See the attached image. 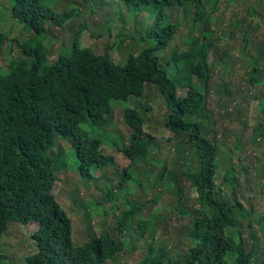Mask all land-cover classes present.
<instances>
[{"label": "trees", "instance_id": "obj_1", "mask_svg": "<svg viewBox=\"0 0 264 264\" xmlns=\"http://www.w3.org/2000/svg\"><path fill=\"white\" fill-rule=\"evenodd\" d=\"M43 1L14 0V18L42 34L48 31L49 23L61 26L74 16L73 11L56 12L45 7ZM123 1L135 13H140L143 7L159 4L161 9L147 32V36L156 40L155 48L132 53L121 64L109 57L108 50L106 54H99L83 46L77 36L73 52L61 53L48 66V46L30 38L22 46L27 58L13 61L7 69L0 68V264L7 258L1 251V244L11 222L38 225L32 235L37 250L26 256V264H107L108 260L125 251V241L109 231L82 245L74 242L73 220L54 194L61 169L57 146L61 140L69 139L74 142L79 173L86 183L105 180L107 168L114 169L119 184L115 187L107 179L113 189L106 193L103 187L105 201L115 202V194L110 192L116 193L127 187L135 170L150 180V163L157 161L164 167L156 178L155 188L161 181L177 197L180 214L192 215L191 226L186 232L192 245L186 244L182 256L171 253L166 244H151L140 264H253V251L247 250L237 219V214L244 216L245 209L239 202L231 203L222 198L221 190H217L218 148L211 129L212 111L206 105L208 90L201 91L189 82L182 83L177 75L169 78L152 53V50L167 46L180 27L178 23L165 22L162 7L186 6L187 9V5L193 4L194 20L206 24L209 15L204 1ZM245 14L251 17L256 13L252 7H247ZM204 36L205 41L198 35L192 36L187 50L175 52L173 58L187 62L190 73L208 78L212 33H204ZM243 41L246 46L251 44L248 39ZM6 42V35L0 28V56ZM257 47V54H251L254 69L249 81L261 86L264 77L259 80L255 73H260L259 62L264 61V39ZM146 84L155 85L165 102V126L174 134L168 140L175 139L179 148L177 155L190 148L189 164L182 174L168 170L166 161L155 153L160 141L146 130L147 119L137 107L124 110L123 120L129 131L126 135L116 129L117 133L124 134L125 141L114 155H105L103 142L91 137L83 128L85 124L99 123L110 127L115 118L114 100L143 96ZM179 88H186L185 93L181 94ZM259 132L264 134L263 126ZM120 155L127 160L124 166L119 162ZM98 172L101 173L99 176ZM179 176L186 177L195 187L199 207L187 211L182 205L184 189ZM229 180L235 186V178L231 176ZM120 199L113 209H117ZM155 201L157 197L141 207L129 202L133 206L131 209L124 203L123 219L113 231H125L132 217L142 214L146 206ZM101 204L104 203L101 201ZM151 216L154 217L153 225L149 221L141 222L135 227V233L146 236L154 230L157 215ZM259 264H264V259Z\"/></svg>", "mask_w": 264, "mask_h": 264}, {"label": "rangeland", "instance_id": "obj_2", "mask_svg": "<svg viewBox=\"0 0 264 264\" xmlns=\"http://www.w3.org/2000/svg\"><path fill=\"white\" fill-rule=\"evenodd\" d=\"M203 1L209 15L206 24L194 20L193 4L187 5V9L186 6L162 7L166 14L165 22L178 23L180 27L167 46L152 50V53L169 78L177 75L182 83L189 82L198 90L206 91L207 88L206 105L212 111L211 129L218 148L217 190H221L222 198L243 205L244 216L237 214V219L241 224L246 248L253 251V264H259L264 259V134L259 132L260 126L264 127V99L260 97L264 98V84H252L249 77L254 69L251 54H257V44L264 39V0ZM13 4L14 0H0V28L7 39L4 53L0 56V68L7 69L13 61L26 59L22 46L30 38L35 43L41 40L48 46V66L61 53L73 52L77 36L83 46L99 54H106L108 50L109 57L121 64L132 53L139 54L145 49L155 48L156 40L147 36V32L157 11L161 9L157 3L135 13L123 0H44L45 7L56 12L73 11L74 16L61 26L49 23L48 31L42 34L14 18ZM247 7L253 8L255 16L245 14ZM154 9L155 13L152 12ZM204 33H212L210 41L213 42L209 49L208 78L190 73L186 68L187 62L173 58L175 52L187 50L192 36L198 35L205 41ZM245 39L251 44L246 46ZM244 48L249 49V52ZM259 65L261 71L255 75L261 80L264 77V61L260 60ZM185 91L186 88H179L181 94ZM127 107L141 110L147 119L146 130L160 141L155 153L166 161L168 170L182 174L189 164L187 156L190 148L178 156L179 148L175 139L168 140L174 134L165 126L167 108L155 85L146 84L143 96L114 100L115 118L110 127L99 123L85 124L83 128L91 137L103 142L105 155H114L123 146V135L129 131L123 120ZM116 129L124 134L117 133ZM57 148L61 169L54 194L73 220V239L77 245L85 244L106 231L112 232L125 241L126 248L114 259L108 260L107 264H140L151 244H166L171 253L180 256L185 253L186 244L192 245L186 234L193 220L192 215L180 214L177 197L161 181L155 188L163 164L157 161L150 163V180L143 173L133 171V180L127 187L116 193L113 190L110 192L111 195L115 194V202L109 199L105 201V192L113 189L110 183L115 187L119 184L114 169L107 168L106 171L110 183L107 182L108 178L86 183L79 173L73 140H61ZM126 161L124 156H119L123 166ZM100 172L97 176L103 173ZM231 176L235 178V186L229 180ZM180 178L184 189L182 205L187 211L199 207L195 187L190 185L186 177ZM156 197L157 201L148 204L142 214L132 217L124 234L119 230L116 233L113 231L123 219L124 203L131 209L133 206L130 203L141 207ZM120 198L122 201L119 206L113 209ZM152 214L157 215L154 230L146 236L135 233V227L141 222L149 221L153 225ZM37 230L38 225L35 223H9L1 244V251L7 255L4 264H26V256L37 250L32 238Z\"/></svg>", "mask_w": 264, "mask_h": 264}]
</instances>
